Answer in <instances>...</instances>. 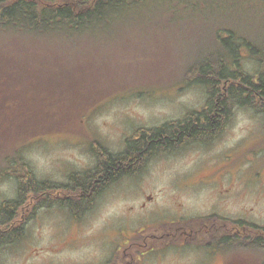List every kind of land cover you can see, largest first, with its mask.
<instances>
[{"label":"rangeland","instance_id":"374dc122","mask_svg":"<svg viewBox=\"0 0 264 264\" xmlns=\"http://www.w3.org/2000/svg\"><path fill=\"white\" fill-rule=\"evenodd\" d=\"M255 2L256 10L264 9L263 0ZM245 7L242 0L219 6L205 3L204 17L188 20L187 26L166 37V42L175 43V49L181 43L185 59L196 58L200 52L203 64L215 57V50L209 47H215L219 35L214 29L223 26L257 45L256 49H264V18L259 12L252 15ZM139 16L138 4L127 7L119 15L115 30L94 33L84 47L74 50L51 36L32 42L24 36L0 37L2 45L9 47V64L4 65L16 75L11 80L26 84L28 89L16 107L59 119L46 135L25 142L20 149L22 160L38 181L66 184L70 174L94 165L92 143L118 153L133 130L181 120L186 112L200 111L204 106L205 90L175 83L172 52L158 48L162 38L156 37L150 23L137 29ZM218 47L220 54L227 51L223 45ZM12 54L20 60H9ZM61 62L71 63L75 75L70 71L68 76L62 74L66 69ZM157 66L164 67L157 72ZM241 69L253 75L260 68L247 56L242 58ZM63 81H69V104L62 111L59 103L66 101ZM83 87L85 90H78ZM225 130L210 146L154 159L140 177L138 193L133 191L132 180L122 179L80 217H71L56 206L38 210L26 224L22 239L0 246V264H104L124 247L134 230L156 220L158 211L150 216L155 205L148 204L142 211L136 208L142 202L138 196L145 199L152 193L164 206L176 199L183 209L196 208L209 193L205 188L229 174L234 179L231 207L237 217L248 215V221L264 226V114L237 108ZM15 195V181L0 178V207L13 201ZM183 259L161 258L154 264H215L202 253H195L188 261Z\"/></svg>","mask_w":264,"mask_h":264},{"label":"trees","instance_id":"16d2710c","mask_svg":"<svg viewBox=\"0 0 264 264\" xmlns=\"http://www.w3.org/2000/svg\"><path fill=\"white\" fill-rule=\"evenodd\" d=\"M226 1L229 0H0V37L24 36L27 42H32V39L51 36L73 50L84 47L94 33L115 30L119 15L127 7L138 4L140 21L136 27L140 29L150 23L156 37L162 38L158 48L172 52L171 70L175 83L199 87L206 93L200 111L186 112L181 120L159 127L137 130L125 140L121 152L113 154L92 143L94 167L83 173L70 174L66 184L38 181L22 160L20 149L25 142L46 135L59 123V119L47 113L25 112L16 107L28 89L26 84L19 85L11 80L10 77L16 75L4 65L9 64V47H4L0 41V178H11L16 183L15 199L4 202L0 207V246L22 239L26 224L40 209L57 206L67 209L73 217H80L102 192L136 172L144 161L169 155V147L193 143L209 146L211 140L221 134L235 109L264 114V49H256L257 45L223 26L214 29L219 35L215 38V47H209L215 50V57L203 64L199 61L200 52L196 58L185 59L181 43H177L175 49V43L166 42V37L183 30L188 20L202 19L205 3L219 6ZM242 1L252 15L259 12L260 18H264V9L256 10L255 0H251V4H248L249 0ZM143 18L146 22L142 21ZM219 45L227 51L220 54ZM245 50L260 68L253 75L241 69L242 52ZM9 60L15 62L20 59L12 54ZM61 64L66 69L62 74L68 76L71 72L72 76L75 75L71 63ZM163 67L157 66L156 71ZM35 84L36 80L34 88ZM62 86L65 87L63 95L66 101L60 100L59 108L63 111L69 104V81H63ZM80 95L83 94H76ZM215 110L218 111L216 114ZM137 132L141 138L134 141ZM17 147L19 151L15 150ZM254 231L253 238L261 233L258 228ZM237 242L235 264L264 263V243Z\"/></svg>","mask_w":264,"mask_h":264},{"label":"flooded vegetation","instance_id":"af4514ba","mask_svg":"<svg viewBox=\"0 0 264 264\" xmlns=\"http://www.w3.org/2000/svg\"><path fill=\"white\" fill-rule=\"evenodd\" d=\"M246 52L245 50L243 53L246 54ZM216 112L218 111L215 110V114ZM231 118L232 114L226 120L221 133L226 131L225 128ZM219 137L220 134L214 140L212 139L210 144L215 143ZM140 138L141 134L137 132L134 141ZM195 148L203 147L195 143L187 146L181 144L169 147V155L163 156L183 155L187 153V150ZM156 158L144 161L136 172L123 178L133 181L136 187L133 191L139 192L142 181L140 177L145 175L146 170ZM232 177L230 174L219 177L211 188H205L209 190V193L205 196L206 198L200 200L196 208L183 209L182 203L176 199L164 206L159 202L160 200H156L154 195H150L152 193L146 195L145 199L138 196L142 202L136 208L142 211L148 204H153L156 210L152 211L150 216H153L156 211L158 216L151 225L134 230L131 238L124 243V247L111 254L104 264H110L111 261H113L112 264H154V260L161 258L180 260L182 257H184L183 261H188L195 253H202L215 264H235L237 241L241 243L259 241L263 244L264 226L248 221L249 218L246 219L248 215L237 217L236 211L231 207L234 197ZM182 188L190 191L185 187ZM255 228L261 229V233L253 238L252 232H255Z\"/></svg>","mask_w":264,"mask_h":264}]
</instances>
